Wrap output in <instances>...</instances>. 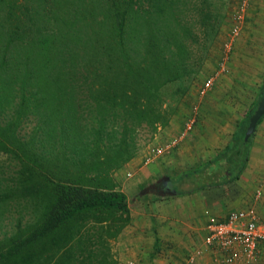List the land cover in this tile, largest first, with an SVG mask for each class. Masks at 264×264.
<instances>
[{
	"label": "trees",
	"instance_id": "16d2710c",
	"mask_svg": "<svg viewBox=\"0 0 264 264\" xmlns=\"http://www.w3.org/2000/svg\"><path fill=\"white\" fill-rule=\"evenodd\" d=\"M229 6L0 0V264H119L114 241L132 217L114 174L179 109ZM263 96L264 80L229 141L160 188L182 196L239 179Z\"/></svg>",
	"mask_w": 264,
	"mask_h": 264
},
{
	"label": "rangeland",
	"instance_id": "374dc122",
	"mask_svg": "<svg viewBox=\"0 0 264 264\" xmlns=\"http://www.w3.org/2000/svg\"><path fill=\"white\" fill-rule=\"evenodd\" d=\"M244 6L246 8L244 16L242 15L243 19H239L238 16ZM229 12L220 36L214 43L203 69L185 94L179 109L167 124L168 126L170 124L171 129L164 126L159 128L152 140L148 141L137 154L145 152L143 163L146 164L145 156L150 153L152 147L163 144L164 139L160 142L155 141V137L160 134L161 130L165 129L164 132L172 137L170 141H165L166 147L163 146L165 157L161 162H165L166 167L157 170L155 175H152L151 179L154 183L166 181V176L192 168L211 158L221 148L222 143L230 138L237 121L253 106V101L257 97L264 80V0H230ZM237 21L241 22L240 34L236 37L233 48L228 50L226 43L231 38L232 27ZM223 64L226 66L225 72L220 74L212 89L202 95L200 91L206 79L219 71ZM206 98L209 101L203 108V100ZM191 114H196V122L192 129L184 134L186 121ZM5 157V154H0L1 159L4 160ZM158 158L156 157L153 161L155 162ZM240 177L232 184L234 186L232 190H241L242 192L237 196L233 193L231 200L236 203H233L234 205L230 209L245 208L248 204H252L255 202V193L259 191L261 197L258 202L256 201V205L264 218V118L256 126L249 159ZM210 190L215 191V189ZM169 193L166 191L163 197L151 196L150 199L153 200L146 201L139 206L146 218V223L161 221L159 224V226L162 225L161 234L152 229L149 231L146 225L149 246L153 245L156 235H160L163 242V251L159 253L162 254L160 259H164L168 254L169 246L166 243L165 235L174 236L173 233L162 234V231H165L163 225L168 224V220L173 218L176 229H184L188 219H191L188 217V211L193 209L197 203V198H190L192 194L184 197ZM230 209L227 210L230 211ZM227 210L211 213L225 215ZM201 220L197 221L202 222ZM198 226L200 225L198 224ZM200 247L201 245L196 247L193 252ZM261 248L259 264L264 263V245ZM190 255L176 256L170 263L185 264ZM196 262L197 260L192 264Z\"/></svg>",
	"mask_w": 264,
	"mask_h": 264
},
{
	"label": "crops",
	"instance_id": "0c3cea01",
	"mask_svg": "<svg viewBox=\"0 0 264 264\" xmlns=\"http://www.w3.org/2000/svg\"><path fill=\"white\" fill-rule=\"evenodd\" d=\"M205 100H203V108H205L206 104L209 101L207 98ZM164 127H170L171 129L170 124L169 126L166 125ZM164 131L165 129L161 130L160 134L155 137V141L158 142H160V140L163 141L164 139L163 144L161 145L162 147H166L165 141L168 142L172 138L167 132ZM229 139L230 138L226 139L225 143H222L221 148L229 141ZM144 153L133 157L122 166L123 168L121 167L114 174L119 189H121L128 197L129 210L131 211L132 217L130 224L124 228L119 237L114 241V250H116L117 252V256L120 261L119 263L172 264L170 262L176 256H184L185 254L190 255L191 253H193L196 247L201 245L202 253L197 257L198 259L195 264H222L215 259V256L211 253V249L205 244V237L207 235V222L209 217L208 214L213 211L220 212L221 210L225 209L229 210L231 206L236 203H234V200H231L233 198V193H235V195L237 196L238 194L241 195L242 191L232 190L234 187L232 186V184L234 183L233 181L226 185L203 189L191 193L192 197L190 198H197V203L194 208L192 207L193 209H190L188 211V217H190L191 219H188V223H186L184 229L180 228L179 230H177L174 225V220H172L173 218H168V224H166L165 226L163 225L165 231H162V234L173 233L174 236L165 235V238L167 239L166 243L169 246V248L167 249L168 254L165 255L164 259H160L162 258V254L159 253H162L163 251V242L159 237L160 235H156L153 240V245L150 247V242L147 240L148 238L146 234V225L148 226L149 231L150 229H152L154 230V232L161 234L160 229L162 228V225L159 226V224H161V221H159V223H146V218L144 217L143 212L139 209V206L140 204H144L146 201L153 200L150 199L151 196H165L164 193L166 192V189L162 190L159 186L161 183H154L152 181L153 179H151L152 175H155V172L157 170L166 167V163L161 162L164 161L165 155L163 154V152L158 156L159 158L155 162L152 161L153 163L151 162L149 164H144ZM239 179L235 181H238ZM210 189H215V191H212ZM187 195L189 194L182 196L185 197ZM249 205L251 204H248V206ZM231 210L232 209H230V211ZM258 212L262 217V215L260 214V210ZM219 215H221V213ZM165 219L167 218L165 217ZM197 220H201L202 222ZM198 224L200 226H198ZM256 264L259 263L257 262ZM261 264L264 263L262 262Z\"/></svg>",
	"mask_w": 264,
	"mask_h": 264
},
{
	"label": "built area",
	"instance_id": "2783aa9c",
	"mask_svg": "<svg viewBox=\"0 0 264 264\" xmlns=\"http://www.w3.org/2000/svg\"><path fill=\"white\" fill-rule=\"evenodd\" d=\"M242 7L238 16L243 19L244 9ZM240 23L236 22L232 27L231 38L226 47L231 50L236 37L240 34ZM220 70L211 74L205 81L200 93L203 95L210 91L226 66H220ZM196 114H191L187 119L184 134L192 129L196 122ZM164 152L163 147L154 146L150 153L145 156V163L152 162ZM261 197V192L255 193V202L245 208L231 210L225 215L210 213L207 222V235L205 244L211 249L215 259L222 264H256L261 256V247L264 245V220L259 215L256 201ZM201 248L193 252L185 264H192L202 253Z\"/></svg>",
	"mask_w": 264,
	"mask_h": 264
},
{
	"label": "water",
	"instance_id": "95a60500",
	"mask_svg": "<svg viewBox=\"0 0 264 264\" xmlns=\"http://www.w3.org/2000/svg\"><path fill=\"white\" fill-rule=\"evenodd\" d=\"M263 115H264V96L260 98V100L257 103L256 109L249 118V123L244 134L245 140H248V138L254 133L257 122Z\"/></svg>",
	"mask_w": 264,
	"mask_h": 264
}]
</instances>
